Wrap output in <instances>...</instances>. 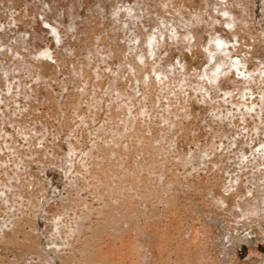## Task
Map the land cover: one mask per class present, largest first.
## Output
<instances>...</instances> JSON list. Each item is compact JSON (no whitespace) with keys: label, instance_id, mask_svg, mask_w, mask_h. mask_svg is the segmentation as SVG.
Masks as SVG:
<instances>
[{"label":"rangeland","instance_id":"rangeland-1","mask_svg":"<svg viewBox=\"0 0 264 264\" xmlns=\"http://www.w3.org/2000/svg\"><path fill=\"white\" fill-rule=\"evenodd\" d=\"M137 1L0 0V264H87L86 243L105 222L99 188L131 183L116 162L128 133L145 145L130 146L127 165L163 196L135 192L147 199L138 223L159 239L166 206L176 234L200 212L218 264H264L263 212L246 214V191L264 180V0H218L225 10L215 0ZM228 24L232 46H221L234 53L221 47L218 61L205 52L209 32ZM216 62L230 64L228 77L207 75Z\"/></svg>","mask_w":264,"mask_h":264},{"label":"bare ground","instance_id":"bare-ground-1","mask_svg":"<svg viewBox=\"0 0 264 264\" xmlns=\"http://www.w3.org/2000/svg\"><path fill=\"white\" fill-rule=\"evenodd\" d=\"M13 1H15V0H13ZM138 1H141V0H138ZM137 1V3H144V0H142V2H138ZM150 1V0H149ZM153 1V0H152ZM209 0H205V3L206 2H208ZM210 1H213V0H210ZM217 1V4L216 5H218V6H220L219 4H221L222 5V3H219L218 2V0H215V2ZM242 1V0H241ZM245 2H247L246 0H244ZM250 1V0H249ZM133 2H135V0H133ZM154 2V1H153ZM221 2V1H220ZM55 3V2H54ZM150 3H151V1H150ZM204 3V4H205ZM213 3H214V1H213ZM219 3V4H218ZM227 3H228V1H227ZM230 5H231V3H229ZM133 5H135V6H137V4H133ZM215 5V6H216ZM227 6V7H231V6ZM238 5H240V3L238 4ZM244 4H242V6H243ZM225 6V5H224ZM224 6H220L221 8H223L224 10H225V7ZM244 6H246V5H244ZM244 6H243V8H244ZM154 7V6H153ZM156 7V6H155ZM154 7V8H155ZM212 8H214V4H213V7ZM216 8H218V7H216ZM219 9V8H218ZM218 9H216V10H218ZM227 9V11L226 12H228V13H231L232 15L233 14H235V13H233L232 11L231 12H229L231 9L230 8H226ZM247 9V8H246ZM214 9H212L211 10V13H212V11H213ZM216 10H215V12H216ZM220 10V9H219ZM229 10V11H228ZM244 10V9H243ZM223 11V10H222ZM221 11V12H222ZM248 11V10H247ZM220 12V11H219ZM245 12V11H244ZM202 13V12H201ZM217 13H218V11H217ZM228 13H225V11H224V14H227V19H226V21L228 20V22H230L229 24H231L230 26H233L234 24L232 23V21L233 20H237V19H241V16H239V17H237L238 15H234L235 17H233V20H232V18H230V16H229V18H230V20L228 19ZM230 14V15H231ZM209 16V15H208ZM186 17V16H185ZM198 17V16H197ZM189 19V18H188ZM163 20V19H162ZM198 20V19H197ZM207 20V19H206ZM232 20V21H231ZM238 20V21H239ZM242 20V19H241ZM191 20H189V22H190ZM237 21V22H238ZM208 22V21H207ZM211 22V21H210ZM164 23V22H163ZM165 23H167L166 21H165ZM203 23V22H202ZM206 23V22H205ZM212 23V22H211ZM209 24V23H208ZM207 24V25H208ZM229 24H228V26H226L227 28L226 29H228V31L227 30H225L224 28H222L221 30H217V31H213L212 29V31L211 32H209V34H210V37H212V39L210 38V40L212 41V40H215V38H217L218 39V37L221 35L222 36V38L223 39H221V36H220V40L218 39V40H215V41H218L217 43H219L221 40V42L219 43V45L220 46H218V44L217 43H213V41H212V43L210 44V42H209V45L205 48V52L208 50V52L210 53V56L213 58V56H215V58L216 57H218V59L220 58L219 56H221V47H223V49H224V47L225 46H221V44H224V45H226L225 44V42L227 43V44H231V46H232V38H230L231 36H230V34H231V30L229 31V28H230V26H229ZM233 24V25H232ZM167 26H166V31H167V27L169 26V24L167 23L166 24ZM208 26H210V25H208ZM212 26V25H211ZM235 27V26H234ZM170 28H171V26H170ZM175 28V27H174ZM208 28V27H207ZM169 29V28H168ZM178 29H180V28H178ZM178 29H176L177 31H178ZM182 29V28H181ZM169 30H172L173 32H174V30L173 29H169ZM208 30V29H207ZM171 31V32H172ZM227 31V32H226ZM172 32V33H173ZM167 33V35H168V31L166 32ZM171 33V34H172ZM176 33H179V34H181L182 33V31H181V33L180 32H176ZM175 32H174V36H175V34H176ZM230 33V34H229ZM22 34V33H21ZM170 34V33H169ZM179 34H177V35H179ZM184 34H186V33H184ZM25 35V34H24ZM33 35V36H32ZM176 35V36H177ZM182 36H185V35H183V33L181 34ZM188 35V34H187ZM219 35V36H218ZM235 35V34H234ZM23 36V35H22ZM22 36H20V37H22ZM28 36V35H27ZM30 36V38H31V36H32V38L34 37V34H30L29 35ZM166 36V35H165ZM169 36H172V35H169ZM19 37V38H20ZM166 37H168V36H166ZM165 37V38H166ZM187 37V36H186ZM18 37H16V39H17ZM25 38V37H24ZM171 38V37H170ZM174 38V37H173ZM172 38V39H173ZM177 38V37H176ZM214 38V39H213ZM22 39H23V37H22ZM21 39V40H22ZM168 39V38H167ZM171 39V40H172ZM175 39V38H174ZM190 39V38H189ZM188 39V40H189ZM17 40H19V42H22L20 39H17ZM225 40V41H224ZM168 41V40H167ZM170 41V40H169ZM222 42H224V43H222ZM16 44L17 43H15V45L13 46L12 45V47H15L16 46ZM20 46H21V43L19 44ZM6 46H7V44H6ZM5 46V47H6ZM9 46V47H8ZM8 48L10 49V45L8 44ZM19 47V46H18ZM22 47V46H21ZM203 46H201V48H202ZM227 47V46H226ZM225 47V48H226ZM229 47V48H228ZM228 50H227V48H226V50H224V52L225 51H229L228 53L227 52H225L224 54L226 55V53L227 54H229L228 55V57L230 56V54L233 52H231L230 50H233V48H231L230 49V46L228 45ZM17 48L15 47V49L13 48V50H14V53H13V50H12V48H11V50L12 51H10V53L13 55V54H17V52H19V51H15ZM207 49V50H206ZM202 50V49H201ZM158 51V50H157ZM33 54H36L37 53V51L35 52V49L33 50ZM112 53L114 52V49H112V51H111ZM153 52V51H152ZM156 52V50L154 51V53ZM207 52V53H208ZM223 52V51H222ZM46 53H47V51H46ZM45 53V54H46ZM234 53V52H233ZM19 54H20V52H19ZM49 54H50V52H49ZM48 53H47V56L49 55ZM18 55V54H17ZM160 55V54H159ZM227 56V55H226ZM218 59H215L216 61L218 60ZM214 60V59H213ZM218 61H221V59H219ZM215 62V61H214ZM217 63H218V65H217ZM217 66H216V68H215V71H210V70H208V69H206V73H207V71L210 73V74H212V78L211 77H209V78H211L212 80L214 79L215 81L217 80V77L218 76H221V75H225L226 77H228V70H231V68L229 67L228 68V66L230 65V64H227V63H221V62H216L215 63ZM1 66V65H0ZM133 66H134V64H133ZM214 66V65H213ZM3 67V66H2ZM211 67V66H210ZM132 68H135V66L134 67H132ZM166 69H169V68H166ZM209 69H211V68H209ZM212 69H214V67H212ZM173 70V69H172ZM168 72H166L165 71V73L167 74L168 73V76H169V74H170V72H169V70H167ZM173 73H174V71H173ZM176 73V72H175ZM41 74V73H40ZM172 74V73H171ZM207 75H208V73H207ZM101 76L99 75V78H100ZM41 78H45V76H44V74H42L41 75ZM47 78V77H46ZM169 78H170V76H169ZM171 78H172V76H171ZM211 79H210V81H211ZM219 79V78H218ZM139 80V79H138ZM220 82H222V84H223V80L221 79L220 80ZM142 84L143 83H145V85H147L148 84V82H146V81H144V82H141ZM175 83V82H174ZM159 84H160V82H159ZM183 84H185V83H183ZM183 84H181L180 83V85H179V83H178V85L181 87ZM144 85V86H145ZM149 86V85H148ZM147 86V87H148ZM183 87V86H182ZM149 89L151 90L152 89V87H149ZM117 91V90H116ZM119 92H121V91H119ZM107 93V92H106ZM118 93V92H117ZM118 94H120V93H118ZM124 96V95H123ZM115 98H116V96H115ZM121 98V97H120ZM130 98H132V97H130ZM116 99H118V98H116ZM97 100V99H96ZM99 101V100H98ZM133 107V106H132ZM143 111H144V108H141ZM130 110V109H129ZM129 112V111H128ZM130 113V112H129ZM130 114H132V113H130ZM166 115V114H165ZM168 115V114H167ZM134 116V115H133ZM170 116H173V115H169V118H168V116H165V120H167L168 119V121L170 120L171 122H169V124H167L168 126H172L173 125V123H172V119H171V117ZM126 120V119H125ZM127 121V120H126ZM132 121V120H131ZM167 122V121H166ZM126 123V122H125ZM129 124H130V119H129ZM134 124V123H133ZM133 124H132V126L131 127H133ZM179 128V127H178ZM134 129V128H133ZM181 129V128H180ZM125 130V129H124ZM128 130V129H127ZM126 130V131H127ZM182 130V129H181ZM180 130V131H181ZM123 132V131H122ZM128 132H129V130H128ZM125 133V132H124ZM127 133V132H126ZM126 133H125V135H126ZM125 135H123V136H125ZM131 136V138H130V136ZM134 135V134H133ZM127 136L130 138V139H133V140H130V141H128V143H127V145L126 146H128V147H126L125 146V148H119V155H118V159L116 158V162H120L119 163V168L120 169H122V170H124V169H126V170H124L123 172L125 173V175H124V180L122 179V182L123 181H128V182H130L131 181V183H115V182H113V183H109V182H106V183H104V185L103 186H101L100 188H99V190H98V192H99V194L101 195V198L102 199H104V207H103V209H102V216L104 217V219H105V222L102 224V228H101V226H97L96 228H95V230H94V237H92V238H90L89 240L90 241H88L87 243H86V248H85V252H84V255L86 256V263L87 264H158L157 263V261L159 260V261H163L164 263H162V264H218V259H215V258H213V256L211 255V250H213V248H212V246L209 244V232L211 231L210 230V228L207 226V224H206V222L203 220L204 219V217L202 216V214L200 213V212H193L194 214L192 215V216H189V217H187V218H189V222L191 223L192 221H198V224L196 225V224H194L193 226H189L188 228H187V231L185 230V231H178L177 232V234H176V232H175V228L173 227V226H171V221H170V218L169 217H171L172 215H171V211H170V206L168 205V206H166V208L167 209H165V221H164V224H163V227H162V229L164 228L165 229V231H166V234H165V232H163V231H161L160 230V234H161V237L158 239V236L153 232V231H150V230H148L147 228H145L144 226H143V224L142 223H138L137 222V220L139 221V219H137L138 217H141L140 216V213H142L141 211V207L142 206H140L141 204L143 205V201H145V200H147V199H149V200H154V198H158L159 196H161V194H162V192H161V190H160V192H161V194H160V192L159 193H157V191H156V189H157V185L155 186V187H153L154 186V184L155 183H153V180L154 179H152L151 178V181H152V183H153V185H152V187H151V185L149 184L150 183V181H149V183H144V184H142L143 183V181L144 180H146V179H144V173H142L143 175V178H142V183L140 182V178L142 177H140V175H138L140 178L138 179V177H137V175H136V171H134L132 168H130L128 165H127V163H130L131 164V161H132V157H131V150H130V146H133V145H135V146H138V150H140V149H143V146L145 145V141L143 140V138H141L140 136H137V139H136V135L135 136H132V134H130V133H128L127 134ZM136 139H134V138ZM124 138V137H123ZM128 138V139H129ZM116 141V140H115ZM119 141V140H118ZM120 142H121V139H120ZM126 142V141H125ZM117 143H119V142H117ZM123 143V142H122ZM131 143V144H130ZM119 144H121V143H119ZM121 145H124V143L123 144H121ZM120 146V145H119ZM121 147H124V146H121ZM206 148V147H205ZM208 149H209V147H208ZM201 151V150H200ZM118 152V151H117ZM203 152H204V149H203ZM205 152H207V151H205ZM116 153V152H115ZM146 153V152H145ZM196 153V152H195ZM195 153L193 154V155H195ZM200 152H198V154H199ZM202 153V152H201ZM115 155V154H114ZM113 155V156H114ZM202 155V154H201ZM163 156L165 157L166 155L165 154H163ZM198 156V155H197ZM115 157H117V155L115 156ZM162 157V156H161ZM196 157V155L194 156V158ZM199 157V156H198ZM202 157V156H201ZM200 157V158H201ZM190 158V157H189ZM191 158H192V160H193V157L191 156ZM203 158V157H202ZM204 159V158H203ZM202 159V160H203ZM110 160H108V162H109ZM194 161V160H193ZM158 162V161H157ZM156 162V163H157ZM184 162V161H183ZM191 162V161H190ZM187 163V162H186ZM103 164V163H102ZM102 164H98V165H100V167H102L103 168V165ZM153 165H154V163H153ZM126 166H128V167H126ZM131 166H133V165H131ZM101 169V168H100ZM142 170V169H141ZM134 171V172H133ZM143 171H145V170H143ZM142 172V171H141ZM149 172V171H148ZM264 172V171H263ZM262 172V173H263ZM123 173V174H124ZM153 172H151V175L149 174V176H151V177H154V173L152 174ZM122 174V175H123ZM138 174H140V173H138ZM148 174V173H147ZM134 176H136V179L134 180L133 178H134ZM256 176H263L262 174L261 175H256ZM256 176H255V178H256ZM148 177V176H147ZM260 177V178H261ZM122 178H123V176H122ZM146 178V177H145ZM150 178V177H149ZM149 178H147V180L146 181H148L149 180ZM259 178V177H258ZM263 178V177H262ZM96 179V178H95ZM121 179V178H120ZM119 179V180H120ZM138 179V180H137ZM234 179V178H233ZM254 179V178H253ZM118 180V181H119ZM132 180H134L133 182H135V183H132ZM136 180H137V182H136ZM235 180V179H234ZM257 180V179H256ZM117 181V180H116ZM255 181V179L253 180V182ZM264 180H262V182H263ZM261 182V179L260 180H258V181H255L254 183H251L252 185H251V187H249L250 189H248V191H246V194H248V196H247V198H248V200H247V202L246 203H248L247 204V209H249V210H247V212H246V214H249L250 215V217H251V215L252 216H254L257 212L259 213L260 211L261 212H263V214H261L262 216H263V218H262V216H261V218L262 219H264V182L262 183ZM151 183V184H152ZM129 184H132L133 185V187H131L130 189L131 190H129L128 191V188H124V187H128V185ZM160 184H165V183H160ZM159 184V185H160ZM166 184H168V183H166ZM233 184V183H232ZM131 185V186H132ZM140 185H142L141 187H140ZM148 186L149 188H147L146 189V192H145V194H144V196L145 197H147V199H143V198H141L140 196L141 195H143V190L141 189V188H143V186ZM164 186V185H163ZM166 186V187H165ZM164 186V188H162L161 187V185H160V189L162 188V190L164 189V191H165V188L167 189V185H165ZM151 187V188H150ZM159 187V186H158ZM169 187V186H168ZM156 188V189H155ZM169 189V188H168ZM158 191H159V189H157ZM170 190V189H169ZM168 191V190H167ZM167 191H165V192H167ZM128 192V193H127ZM137 192H140V193H142V194H139L140 196L138 197L139 198V200L140 199H143V201L141 202V203H139L140 201L137 199V195H136V193ZM169 192V191H168ZM135 193V194H134ZM164 194V193H163ZM168 193H165V195H167ZM178 194V193H177ZM96 195V194H95ZM169 195H170V193H169ZM168 195V196H169ZM243 195L245 196V197H243ZM243 195H241L243 198H246V195L245 194H243ZM167 196V197H168ZM175 196V195H174ZM241 196H239V197H241ZM98 197V196H97ZM163 197V196H162ZM162 197H159V200H157V202L158 201H160V202H162ZM165 198V197H164ZM182 198V197H181ZM101 199V200H102ZM169 199L170 198H168V200H166L165 199V201H169ZM200 201H199V203L201 202V203H205V201H206V204L208 203V199H209V196L208 195H206V194H204V195H202L201 197H199L198 198ZM241 199V198H240ZM250 199V200H249ZM151 200V201H152ZM164 200V199H163ZM172 200V199H171ZM208 200V201H207ZM246 200V199H245ZM103 201V200H102ZM139 201V202H138ZM164 202V201H163ZM171 202V201H170ZM244 202V200L242 199V203ZM149 203V202H148ZM153 203V202H152ZM210 203V202H209ZM215 203V202H214ZM214 203H212L211 202V204L213 205ZM245 203V202H244ZM243 203V204H244ZM246 203H245V205H246ZM145 204V203H144ZM147 204V203H146ZM146 204H145V206H146ZM171 204V203H170ZM205 204V205H206ZM216 204V203H215ZM151 205V204H150ZM204 205V204H203ZM209 205V204H208ZM208 205H206V206H208ZM145 206H144V208H145ZM148 206V205H147ZM146 206V207H147ZM169 207V208H168ZM255 208L256 210H257V212L255 213L254 211H252L250 208ZM152 208V207H151ZM209 208V207H208ZM140 209V210H139ZM143 209V208H142ZM155 209V208H154ZM172 209V208H171ZM207 209V207L205 208V210ZM209 210V209H208ZM101 211V210H100ZM175 211V210H174ZM148 212V211H147ZM151 214L152 213H154L155 214V211H153L152 212V210L151 211H149ZM207 212V211H206ZM260 212V213H261ZM145 213V212H144ZM175 213V212H174ZM253 213H254V215H253ZM257 213V214H258ZM147 214V213H146ZM151 214H149V215H151ZM144 215V214H143ZM148 215V214H147ZM174 215V214H173ZM258 215V216H259ZM146 216V215H145ZM207 216V215H206ZM257 216V217H258ZM146 217H148V216H146ZM151 217H152V215H151ZM169 218V220H167L168 218ZM176 217V216H175ZM257 217H255V219L257 218ZM244 218H245V216H244ZM253 219H254V217H252ZM260 218V220L262 221V219ZM82 219V218H81ZM79 220V219H77L78 221H75V222H73L72 224H73V230L74 229H76V231H79L80 232V229H82V220ZM141 219V218H140ZM172 219V218H171ZM243 220V219H242ZM257 220H259V219H256V221ZM255 221V220H254ZM69 225L71 226V224L69 223ZM68 226V225H67ZM70 226H69V228H70ZM180 226V225H179ZM178 230V229H177ZM184 232V233H183ZM177 235V238H175V236ZM99 237V238H98ZM145 237H147L146 239H144ZM226 238V237H225ZM238 237H235V236H231V237H228V240H227V242L229 241V242H234V241H236V239H237ZM251 238V237H250ZM147 239H148V241H147ZM177 240L176 242L174 241V240ZM240 240H246L247 239V237L246 236H242L241 238H239ZM157 240H158V242H157ZM248 241L247 242H250L251 243V240H249V239H247ZM225 241H226V239H225ZM162 243V245H164L165 246V248L167 249V251L169 252V254H167L166 256H164V255H162V252L159 250V248H158V243ZM183 243V244H182ZM182 244V245H181ZM98 245H100L99 247H100V249H98V248H96V246H98ZM215 245V244H214ZM250 246V245H249ZM172 253H174V255H175V259L173 260V258H172ZM164 256V257H163ZM212 256V257H211ZM216 257V256H215ZM218 258V257H217ZM234 258V257H233ZM260 258V257H259ZM231 259H232V257H231ZM257 261V260H256ZM234 263V262H233ZM232 264V263H231ZM235 264V263H234Z\"/></svg>","mask_w":264,"mask_h":264}]
</instances>
